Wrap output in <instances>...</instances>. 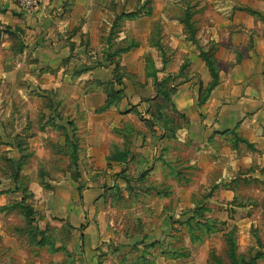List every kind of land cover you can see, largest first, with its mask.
<instances>
[{
	"label": "rangeland",
	"instance_id": "obj_1",
	"mask_svg": "<svg viewBox=\"0 0 264 264\" xmlns=\"http://www.w3.org/2000/svg\"><path fill=\"white\" fill-rule=\"evenodd\" d=\"M100 7L115 14L102 17L110 29L101 38L113 50L108 58L118 60L127 52L119 53L122 49L129 51L135 42L139 47L134 36L119 39L125 25L131 27L129 32L139 30V19L149 22L146 45L155 51L159 48L157 57L161 55L165 63L184 60L186 56L174 45H179L181 37L188 44L196 43L207 24L198 0H66L58 3L62 9L58 19L72 25L66 35L77 36L89 46L88 34L81 33V27L87 22L97 25L99 19L80 14ZM2 16L0 264H155L154 257L162 249L175 251L176 264H235L239 259L245 264H264V165L253 164L246 170L227 172V176L222 172L208 176L195 170L173 172L171 163L151 174L127 172L126 168L117 172L94 170L83 147L77 145L78 139H84L80 133L67 130L72 133L69 144L56 146L54 141L61 133L45 130L47 114L50 116L46 107L62 105L64 99L49 91L48 81L40 77L49 67L36 64L28 52L23 53L24 44L36 33L22 29V25L29 29L24 20L9 17L5 11ZM108 25L103 24L101 30ZM171 38L174 42L168 44ZM214 51L215 44L210 43L206 49L209 58L213 59ZM142 57L151 72L153 59L148 53ZM117 71L114 73L120 76ZM114 73L112 92L104 90L118 103L123 83ZM213 83L210 77L206 88ZM156 104L160 124L170 127L179 122L170 100L160 98ZM58 124L62 125L61 119ZM261 138L264 145V130ZM166 145L173 148L168 139ZM230 146L235 151L258 152L237 134ZM113 147L111 155L118 152L122 154L118 156L128 157ZM174 201L181 202V207H174ZM163 224L176 233L175 239L168 245L164 240L151 243L148 236L162 234Z\"/></svg>",
	"mask_w": 264,
	"mask_h": 264
},
{
	"label": "crops",
	"instance_id": "obj_2",
	"mask_svg": "<svg viewBox=\"0 0 264 264\" xmlns=\"http://www.w3.org/2000/svg\"><path fill=\"white\" fill-rule=\"evenodd\" d=\"M62 1L66 2L43 0L35 11L25 12L16 4L0 0L2 21L5 11L9 17L13 15V18L24 20L29 26L28 29L22 25L26 32L36 33L24 44L23 53L28 52L36 64L49 67L40 77L48 81L49 91L64 99L63 106L46 107L50 116L47 114L45 130L55 135L61 133L56 142L52 140L55 144L63 146L65 136L71 137L72 133L67 130L73 129L76 135L80 133L84 139H78L77 144L83 147L87 163L99 172L126 168L127 172L151 174L161 172L162 166L171 163L173 172L195 170L208 176L210 172L224 175L246 170L253 164L264 165L261 138L264 130V0H198L206 26L202 27L196 43L188 44L181 37L179 45L173 44L174 49L184 53V60L175 59L164 65L157 57L159 51L146 45L150 32L148 21L137 20L139 30L135 32H129L131 27L125 25L120 33L119 39L129 36L139 39L138 48L127 51L119 60L108 58L113 50L102 41L101 35L107 36L110 28L102 17H113V11L100 7L81 12L80 16L99 19L97 25L87 22L81 27V33L88 34L89 46H86L77 36L66 35L72 25L70 21L58 19L62 14L58 3ZM75 11L71 14L75 15ZM103 24L108 25L105 31L101 30ZM172 40L174 42L171 38L167 43ZM210 43L215 44L213 59L217 65V83L200 102L199 95L210 81L201 54L206 53ZM145 53L153 59L150 75L142 57ZM102 55L108 59H101ZM117 69L123 83L118 103L104 90L109 88L112 92L113 73ZM153 79L157 83L167 80L174 90L170 101L179 122L170 127L154 119L155 103L160 96ZM236 134L258 152L231 150L230 143ZM167 139L173 143V148L166 145ZM114 145L124 155L128 153L124 161H107ZM181 205L174 201V207ZM164 224L162 234L148 236L151 243L164 240L168 245L175 239L176 233H170ZM86 253L84 250V256ZM175 255L172 249H162L153 262L176 264ZM145 262L143 264H147Z\"/></svg>",
	"mask_w": 264,
	"mask_h": 264
},
{
	"label": "trees",
	"instance_id": "obj_3",
	"mask_svg": "<svg viewBox=\"0 0 264 264\" xmlns=\"http://www.w3.org/2000/svg\"><path fill=\"white\" fill-rule=\"evenodd\" d=\"M109 39H110V37H109ZM111 41V40H110ZM106 42H107V44H108V41L106 40ZM112 43V42H111ZM137 45H136V42H135V44H133L132 46H129V51L130 50H132V49H135V48H137L136 47ZM125 49H127V50H125ZM157 50L159 51V48H157ZM126 51H128V48H124V49H122L119 53H124V52H126ZM160 57H161V55H160ZM201 58H202V60L205 62V65H206V67H207V69H208V72H209V74L211 75L210 77H211V81H213L214 83L213 84H211V85H209L207 88H205L206 90H204L205 91V95H201V93H200V95H199V101L200 102H202L206 97H207V93L216 85V83H217V71H216V69H215V61L210 57L209 58V55L208 54H206V53H202L201 54ZM161 60H162V64L164 65V64H166L165 62H163V58L161 57ZM167 62V61H166ZM148 68V67H147ZM147 71H149V69H147L146 70V72ZM118 72V71H117ZM148 73V72H147ZM151 73H150V71H149V75H150ZM212 74H213V76H212ZM115 76H118L117 75V73H116V75ZM118 78H120L119 76H118ZM153 82H154V84L155 85H157L156 86V90H157V92L159 93V96H160V98L161 99H163V101H165V102H168L169 100H170V97H171V95L173 94V92H174V90H172V88L171 87H169L168 86V82H167V80H163V81H160V82H156V80L155 79H153ZM163 88H166L167 90V92H164V90L165 89H163ZM163 94V95H162ZM166 94V95H165ZM155 106L157 107V104L155 103ZM160 113V109L157 111V114H154V118H155V121L157 122V123H160V122H158V114ZM165 125V124H164ZM69 141H71L70 139H69V137L68 136H65V139H64V145L63 146H66V145H68L69 144ZM78 145V144H77ZM56 146H58V144H56ZM60 146V145H59ZM74 146H76V145H74ZM77 147V146H76ZM76 147H73L74 149L73 150H75L76 151ZM125 160V156H118L117 154H112V155H110L108 158H107V161L108 162H119V161H124ZM256 257H258V256H256ZM241 258V257H240ZM236 260V259H235ZM235 264H245L244 262H243V260L242 259H239V260H236V263Z\"/></svg>",
	"mask_w": 264,
	"mask_h": 264
},
{
	"label": "built area",
	"instance_id": "obj_4",
	"mask_svg": "<svg viewBox=\"0 0 264 264\" xmlns=\"http://www.w3.org/2000/svg\"><path fill=\"white\" fill-rule=\"evenodd\" d=\"M25 12H33L42 4L43 0H9Z\"/></svg>",
	"mask_w": 264,
	"mask_h": 264
}]
</instances>
